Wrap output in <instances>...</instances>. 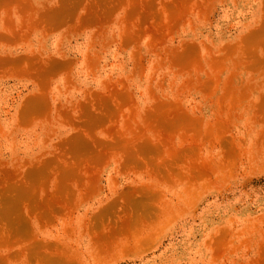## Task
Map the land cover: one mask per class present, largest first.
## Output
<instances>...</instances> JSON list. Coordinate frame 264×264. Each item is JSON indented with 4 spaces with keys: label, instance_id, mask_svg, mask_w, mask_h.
<instances>
[{
    "label": "rangeland",
    "instance_id": "374dc122",
    "mask_svg": "<svg viewBox=\"0 0 264 264\" xmlns=\"http://www.w3.org/2000/svg\"><path fill=\"white\" fill-rule=\"evenodd\" d=\"M0 264H264V0H0Z\"/></svg>",
    "mask_w": 264,
    "mask_h": 264
}]
</instances>
